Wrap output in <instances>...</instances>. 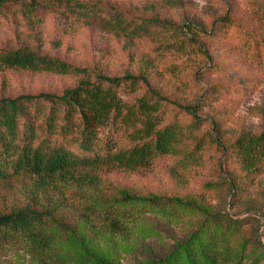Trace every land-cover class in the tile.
Listing matches in <instances>:
<instances>
[{
  "label": "rangeland",
  "instance_id": "374dc122",
  "mask_svg": "<svg viewBox=\"0 0 264 264\" xmlns=\"http://www.w3.org/2000/svg\"><path fill=\"white\" fill-rule=\"evenodd\" d=\"M102 6L138 24L165 22L168 29L152 24L149 35L131 38L86 25L59 10L33 13L21 4L9 5L0 9V48L28 47L87 72L56 75L0 70V98L59 94L82 79L94 80L99 75H145L150 87L165 99V124L178 120L193 126L192 116L184 109L187 106L195 108L201 123L184 140L179 154L156 159L149 170L113 171L105 178L138 196L191 200L215 212L226 209L237 219L245 217L248 206L260 209L257 239L264 245V162L247 173L210 141L215 135L228 145L240 135L264 132V13L260 10L264 0H102ZM146 89L142 85L130 92L123 86L120 94L133 101ZM109 129H101L102 140L116 139L113 133L106 136ZM117 139L120 145L128 144L119 135ZM199 139L201 146L196 145ZM225 177L228 181L235 178L241 187L233 208L230 202L235 191L230 192ZM28 185L30 181L22 177L0 185V212L22 206ZM136 211L139 216L130 233L105 234L97 243V249L115 264H146L151 252L163 256L201 227L204 219L191 207L180 208L174 216L147 208ZM249 231L246 224L230 237L231 244L240 247L244 239H252ZM248 245L245 263L264 264V250L253 252L252 243ZM0 264L36 262L18 247L6 246L0 249Z\"/></svg>",
  "mask_w": 264,
  "mask_h": 264
},
{
  "label": "trees",
  "instance_id": "16d2710c",
  "mask_svg": "<svg viewBox=\"0 0 264 264\" xmlns=\"http://www.w3.org/2000/svg\"><path fill=\"white\" fill-rule=\"evenodd\" d=\"M16 4L33 13L59 10L86 25L131 38L149 35L152 24L168 29L162 21L138 24L102 6V0H0V9ZM260 10L264 13V7ZM4 69L56 75L87 72L28 47L0 48V70ZM142 85L146 92L136 100L127 101L120 94L123 86L136 92ZM163 100L145 75L130 74L82 79L59 94L0 98V185L20 177L30 181L24 187L26 202L0 212V249L16 246L36 264H115L97 249V243L105 234L130 233L138 208L174 216L180 208L191 207L202 215L203 225L163 256L151 252L146 264H246L250 243L252 251L263 252L264 245L257 239L260 209L248 206L245 217L237 219L226 209L215 212L191 200L138 196L105 178L113 171L149 170L156 159L180 153V146L201 119L194 107L187 106L184 109L192 116L193 126L178 120L165 124ZM108 126L112 129L106 136L113 133L117 139L119 135L128 144L108 137L102 140L101 129ZM210 138L247 173L264 162V132L240 135L228 145L215 135ZM196 145H203L202 140ZM225 183L230 192L235 191L230 202L233 208L241 187L235 178L228 181L225 177ZM246 224L252 239L233 246L230 237Z\"/></svg>",
  "mask_w": 264,
  "mask_h": 264
}]
</instances>
